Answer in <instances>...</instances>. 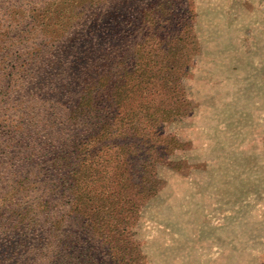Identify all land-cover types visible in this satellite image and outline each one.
<instances>
[{
    "label": "rangeland",
    "instance_id": "rangeland-1",
    "mask_svg": "<svg viewBox=\"0 0 264 264\" xmlns=\"http://www.w3.org/2000/svg\"><path fill=\"white\" fill-rule=\"evenodd\" d=\"M113 1L0 0V264L72 262L67 200L44 170L63 150L58 66ZM171 13L183 26L151 142L157 188L119 244L136 264H264V0H175Z\"/></svg>",
    "mask_w": 264,
    "mask_h": 264
},
{
    "label": "trees",
    "instance_id": "trees-1",
    "mask_svg": "<svg viewBox=\"0 0 264 264\" xmlns=\"http://www.w3.org/2000/svg\"><path fill=\"white\" fill-rule=\"evenodd\" d=\"M134 1L136 7L122 0L82 23L83 36L74 47L68 42L58 66L65 113L52 147L63 150L48 151L44 170L67 200V238L77 247L68 264H136L135 247L120 245V238L140 199L157 188L147 175L158 161L151 142L172 106V71L179 62L173 48L176 27L183 25L171 13L175 0Z\"/></svg>",
    "mask_w": 264,
    "mask_h": 264
}]
</instances>
